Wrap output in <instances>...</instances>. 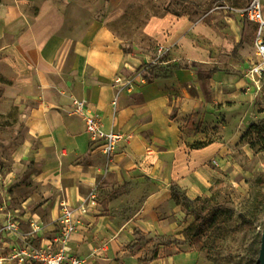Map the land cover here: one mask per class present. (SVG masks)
Listing matches in <instances>:
<instances>
[{
  "label": "crops",
  "instance_id": "crops-1",
  "mask_svg": "<svg viewBox=\"0 0 264 264\" xmlns=\"http://www.w3.org/2000/svg\"><path fill=\"white\" fill-rule=\"evenodd\" d=\"M61 1H0L1 94L21 112L27 101L35 102L17 151L19 159L33 152L43 168L35 180L47 194L28 217L40 223L43 212L56 219L61 205L73 207L80 223L68 248L84 264L195 262L196 253H177L169 246L147 261L122 246L132 242L135 231L161 236L184 224L174 187L191 199L211 191L221 156L232 139L242 136L254 108L246 75L215 70L207 98L201 73L211 62L204 41L212 30L203 21L165 15L143 30L171 51V60L189 66L152 82L138 76V88L125 94L115 110V78L135 61L105 20L90 17L88 6ZM74 98L87 100L106 131L126 135L114 154L95 149L84 120L73 112ZM221 116L226 121L218 132L222 137L208 141ZM202 142L206 145L194 146ZM30 224L23 221L18 243L50 246L52 237L37 234ZM1 232L0 264H31L12 258L16 242Z\"/></svg>",
  "mask_w": 264,
  "mask_h": 264
},
{
  "label": "rangeland",
  "instance_id": "rangeland-1",
  "mask_svg": "<svg viewBox=\"0 0 264 264\" xmlns=\"http://www.w3.org/2000/svg\"><path fill=\"white\" fill-rule=\"evenodd\" d=\"M78 1L88 6L91 18L106 21L109 29L122 41L126 53L135 61L123 69L124 75L141 76L149 81L157 76L173 74L182 66H189L187 62L181 64L171 60V51L160 47L156 39L143 30L150 20L158 17L186 16L194 22L203 21L212 30V35L204 41L211 62L203 65L201 73L207 98L210 97L208 78L217 69L246 75L247 90L251 89L248 69L257 59L254 43L257 29L242 13L250 0ZM253 95L254 108L250 119L243 123L242 136L232 139L227 152L221 156L223 162L218 164L219 176L211 191L190 198L189 202L179 199L180 222L184 224L167 235L135 236L132 249L127 248L132 243L129 242L122 246L123 251L147 261L153 258L156 250L165 253L167 249L162 246L170 243L169 247L174 248V252L196 253V261L189 263L187 260V264H261L259 258L264 233V83L253 91ZM34 106L35 102L27 101L21 112L19 105L3 97L0 89V233L8 232L7 236L14 238L16 245L12 248V258L17 261L19 258L14 257L17 247L29 246L18 243L23 221L29 220L30 229L37 234L42 232L52 237L54 246L62 228L60 215L64 206H69L61 205L56 219L49 212L41 214L40 223L28 217L27 212L35 211L36 205L41 206L47 195L46 187L35 180L34 175L43 168L33 159V152L31 157L25 153L19 159L17 151L25 138L22 135L24 119ZM225 122L224 116L219 117L217 123L220 125L212 127L208 141L220 138L218 132L222 131ZM252 124L254 126L250 128ZM197 213L207 223L201 227L199 235L187 236L184 230L196 221ZM240 214L246 216L247 221ZM47 226L49 228L46 229ZM26 234L31 235L29 232ZM30 247L38 248L33 244Z\"/></svg>",
  "mask_w": 264,
  "mask_h": 264
},
{
  "label": "built area",
  "instance_id": "built-area-1",
  "mask_svg": "<svg viewBox=\"0 0 264 264\" xmlns=\"http://www.w3.org/2000/svg\"><path fill=\"white\" fill-rule=\"evenodd\" d=\"M242 13L256 26L255 57L256 61L248 69V76L252 83L251 90L256 91L264 83V0H250L242 9ZM138 76L118 74L115 78L116 95L112 102L115 110L119 109V101L125 94L134 92L140 82ZM144 78V77H143ZM73 112L85 122L86 131L95 149L102 154L112 155L118 149L119 144L126 140V135L120 131H106L102 120L88 105L86 99L74 98L72 102ZM62 223L60 233L56 236L55 247L53 244L46 248H34L30 246L17 247L14 257L20 262L28 260L31 264H83V259L72 254L68 248V242L79 224L75 218L74 210L65 205L60 215Z\"/></svg>",
  "mask_w": 264,
  "mask_h": 264
},
{
  "label": "trees",
  "instance_id": "trees-1",
  "mask_svg": "<svg viewBox=\"0 0 264 264\" xmlns=\"http://www.w3.org/2000/svg\"><path fill=\"white\" fill-rule=\"evenodd\" d=\"M1 1V0H0ZM125 51V49H124ZM126 52V51H125ZM158 77V76H157ZM153 80H149V82H152ZM254 126V124H252L250 126V128H252ZM250 131V130H249ZM248 131V132H249ZM203 145H206V142H202V143H195L194 146L197 147V148H201ZM173 192H174V197L179 201L180 198L183 199L184 202H189L191 199L187 197V195L184 193V192H181L180 190H177L175 187L173 188ZM240 217H242V219L244 221H247L246 220V216H244L243 214H240ZM214 219V218H213ZM215 221V220H214ZM214 221H211V222H214ZM202 222V223H201ZM207 221L202 219L200 214L197 213V219L194 223L190 224V226H188L187 228H185L184 230V233H186L187 236H190V235H199L201 233V227L206 224ZM135 236H139V235H143V236H146L147 234L145 233H142L141 231H135L134 232ZM137 241L139 239H136ZM133 242L130 243L127 248L128 249H132V246H133ZM165 246H170V243L167 245L165 244ZM158 253L159 251L156 250V252H154V255H153V258H156L158 256Z\"/></svg>",
  "mask_w": 264,
  "mask_h": 264
},
{
  "label": "water",
  "instance_id": "water-1",
  "mask_svg": "<svg viewBox=\"0 0 264 264\" xmlns=\"http://www.w3.org/2000/svg\"><path fill=\"white\" fill-rule=\"evenodd\" d=\"M262 249H261V253H260V261H261V264H264V233H263V236H262Z\"/></svg>",
  "mask_w": 264,
  "mask_h": 264
}]
</instances>
